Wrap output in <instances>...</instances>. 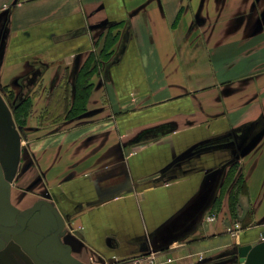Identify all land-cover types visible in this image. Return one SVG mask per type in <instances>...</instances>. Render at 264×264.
<instances>
[{
	"label": "crops",
	"instance_id": "obj_1",
	"mask_svg": "<svg viewBox=\"0 0 264 264\" xmlns=\"http://www.w3.org/2000/svg\"><path fill=\"white\" fill-rule=\"evenodd\" d=\"M1 45L2 83L44 67L15 154L0 115V159L27 146L24 183L51 192L80 263L239 264L262 239L264 0H0ZM65 74L67 111L82 85L86 109L44 134L31 112Z\"/></svg>",
	"mask_w": 264,
	"mask_h": 264
},
{
	"label": "flooded vegetation",
	"instance_id": "obj_2",
	"mask_svg": "<svg viewBox=\"0 0 264 264\" xmlns=\"http://www.w3.org/2000/svg\"><path fill=\"white\" fill-rule=\"evenodd\" d=\"M3 54L4 47L1 45L0 67ZM34 61L38 62L37 64L33 62L36 68L22 70L8 83L4 84L0 81V95H3L7 102H0V115L6 123L4 124L9 135L6 140L8 153L11 149L15 154L16 136L24 140L29 135V130L26 128L27 119L24 123H20L16 114L24 111L30 104L32 86L39 81L43 71L44 65L38 59ZM19 148H21V151L19 150L21 158L18 163L15 160L7 162L6 159H0V198L2 199V203L0 201V264H94L80 263L74 254L73 246L63 240L64 236L70 240L67 218L61 216L50 202L53 199L51 192L45 188L41 189L38 193H34L39 199H33L28 206L18 208L27 195L33 192L32 186L24 183L26 174H30L32 170L27 146L23 145ZM16 151L17 157L18 149ZM9 181L15 183L13 187L17 189V193L14 199L18 206L7 201L9 187L6 183Z\"/></svg>",
	"mask_w": 264,
	"mask_h": 264
},
{
	"label": "rangeland",
	"instance_id": "obj_3",
	"mask_svg": "<svg viewBox=\"0 0 264 264\" xmlns=\"http://www.w3.org/2000/svg\"><path fill=\"white\" fill-rule=\"evenodd\" d=\"M67 74H65L64 78L62 79L63 84L57 89L54 96L50 100L49 109L48 110L40 109V102H37L35 107H34L35 110H32V112H31V114H32L31 116L33 117L31 122L33 124H36V126H40V127L43 126L44 124L49 125V126H46V128L44 126L42 127L43 130L45 131L44 134H49L51 132V130H53V128H55V126H53V123H55V122L58 123V122L66 120V119L72 118V117H67V115H68L67 109L69 106V98H70V89L66 85V83H67L66 80H67V76H68ZM0 102L7 103L4 100L3 95H0ZM29 110H30L29 107H27L24 111L16 114V118L18 121H20V123H24V120L28 119V117L30 116ZM42 113H43V115H42ZM46 117L48 119L47 121L50 122L48 124L45 123ZM67 128H70V126L64 127V130H66ZM46 130H48V132H46ZM33 135L36 136V132L35 133L33 132ZM20 145L23 146L22 143ZM34 193L36 194V193H38V191H33L32 195H34ZM256 193L257 192H254L255 195H256Z\"/></svg>",
	"mask_w": 264,
	"mask_h": 264
},
{
	"label": "trees",
	"instance_id": "obj_4",
	"mask_svg": "<svg viewBox=\"0 0 264 264\" xmlns=\"http://www.w3.org/2000/svg\"><path fill=\"white\" fill-rule=\"evenodd\" d=\"M111 42H112V40H111ZM82 87H83L82 92L80 91L79 93L76 94V99H75L76 105H74L73 107H71L67 111V113H68L67 117L77 116V115L81 114L86 109L85 103H86V99H87L89 93H88V89H86L84 85H82ZM29 105H28V107H29ZM234 187L235 188L233 191H231V195H230L231 205L233 207L232 210L237 209V207H239L238 206L239 205L238 204L239 203V195L240 194L244 195L247 193L246 183H245L243 177L238 178V181H236Z\"/></svg>",
	"mask_w": 264,
	"mask_h": 264
},
{
	"label": "water",
	"instance_id": "obj_5",
	"mask_svg": "<svg viewBox=\"0 0 264 264\" xmlns=\"http://www.w3.org/2000/svg\"><path fill=\"white\" fill-rule=\"evenodd\" d=\"M236 256L239 264H264V240L258 239L241 244L236 250Z\"/></svg>",
	"mask_w": 264,
	"mask_h": 264
},
{
	"label": "built area",
	"instance_id": "obj_6",
	"mask_svg": "<svg viewBox=\"0 0 264 264\" xmlns=\"http://www.w3.org/2000/svg\"><path fill=\"white\" fill-rule=\"evenodd\" d=\"M210 219L213 220V218H210ZM262 239L264 240V237H262ZM144 261H145V264H156L155 255L152 253L146 258V260L140 257V258H136L132 260L131 262H119L118 264H141Z\"/></svg>",
	"mask_w": 264,
	"mask_h": 264
}]
</instances>
